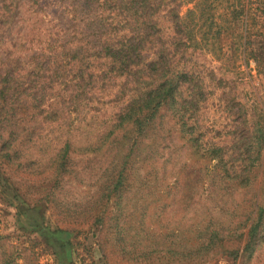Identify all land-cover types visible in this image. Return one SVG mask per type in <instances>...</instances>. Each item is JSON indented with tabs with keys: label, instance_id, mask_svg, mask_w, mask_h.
I'll use <instances>...</instances> for the list:
<instances>
[{
	"label": "rangeland",
	"instance_id": "374dc122",
	"mask_svg": "<svg viewBox=\"0 0 264 264\" xmlns=\"http://www.w3.org/2000/svg\"><path fill=\"white\" fill-rule=\"evenodd\" d=\"M14 1L12 27L0 33V82L9 71L4 36L17 43L28 33L34 42L26 45L40 47L56 23L39 21L42 10L56 17L68 4ZM190 1L166 0L155 14L163 34L152 36L155 52L175 49L181 36L170 10L194 26L196 42L172 51L178 68L203 81V99L185 126L164 107L160 136L137 137L129 121L110 132L127 99L119 86L134 79L126 74L99 85L88 106L65 119L28 120L31 138L0 116V143L15 145L8 158L0 154V235L9 238V252L20 253L17 264H264L263 150L249 177L232 178L253 158L260 110L264 117V72L252 57L264 63V0ZM19 48L22 63L33 59ZM193 125L203 134L195 142ZM12 127L19 136H10ZM66 141L72 146L61 165ZM101 141L100 149L88 148ZM212 146L228 152L226 166L204 150Z\"/></svg>",
	"mask_w": 264,
	"mask_h": 264
},
{
	"label": "trees",
	"instance_id": "16d2710c",
	"mask_svg": "<svg viewBox=\"0 0 264 264\" xmlns=\"http://www.w3.org/2000/svg\"><path fill=\"white\" fill-rule=\"evenodd\" d=\"M31 1L32 4L38 3L36 0ZM66 1L68 4L63 6L58 17L46 8L42 10L39 21L45 25H51L54 20L56 23L53 25L54 31H44L45 40L44 43L43 40L40 41V47L26 45L34 42L27 39L28 33L23 34L17 43L9 41L5 36L2 40L6 47L4 62L9 68L7 77L0 82V116L5 118L6 127L9 124L23 126V136L31 138L32 131H28L25 126L28 120H40V116L45 119L42 121L65 119L68 113L87 107L92 100L90 93L99 85L111 84L124 74L131 75L134 79L127 82L129 87L119 86L127 99L120 111L112 116L110 132L129 121L135 125L137 137L149 131L160 136L163 115L159 111L164 107L183 126L186 124V116H196L203 99V81L190 70L178 68L175 65V54L172 53L179 46L186 51L187 47L196 42L194 26L183 21L178 11L170 10L173 14L171 28L181 37L172 42L175 45L172 51L167 47L160 52L153 49L152 36L158 32L159 35L163 34L162 28L155 21V14L165 10L166 0H64ZM15 5L14 0H6L0 8L1 36L12 27ZM244 12L237 11L247 18L248 14ZM32 24L38 25L37 21ZM37 30L39 33V29ZM28 31L34 35L31 28ZM21 45L24 50L33 51V59L29 58L23 63L20 61L17 53H20L18 51ZM244 45L246 47L247 43L244 42ZM252 57L258 71L264 72L261 59L257 55ZM21 71H26L35 78L26 79L21 76ZM257 116L262 122L258 123L259 128L254 136L256 145H250L249 151L254 154L253 158L242 173H234L232 178L243 180L249 177L257 162L255 159L261 156L262 150L264 152V117L261 110ZM9 132L11 137L16 134L14 127ZM191 132L195 142L200 131H196L193 125ZM136 143L137 138L135 147H138ZM102 145L103 141L89 145L88 148L100 149ZM70 146L71 143L66 141L57 154L59 157L62 152L61 165L66 161L64 157ZM14 147L10 138L3 139L0 143L1 156L8 158L10 152H14ZM204 150H210L212 158H217L220 166L227 165L229 154L223 152V148L212 146ZM225 172L227 173L226 167ZM117 182L118 179L112 177L110 183ZM258 226L255 224L250 229V237L254 236ZM8 239L0 235V264H17L20 253L7 250Z\"/></svg>",
	"mask_w": 264,
	"mask_h": 264
}]
</instances>
